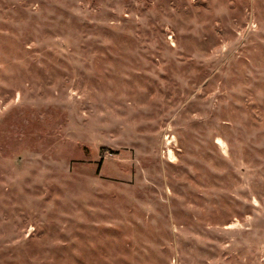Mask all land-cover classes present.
<instances>
[{"label":"rangeland","instance_id":"obj_1","mask_svg":"<svg viewBox=\"0 0 264 264\" xmlns=\"http://www.w3.org/2000/svg\"><path fill=\"white\" fill-rule=\"evenodd\" d=\"M0 264H264V0H0Z\"/></svg>","mask_w":264,"mask_h":264}]
</instances>
